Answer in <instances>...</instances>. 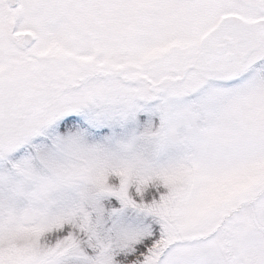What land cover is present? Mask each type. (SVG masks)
<instances>
[{"label":"snow or ice","instance_id":"6c2138e0","mask_svg":"<svg viewBox=\"0 0 264 264\" xmlns=\"http://www.w3.org/2000/svg\"><path fill=\"white\" fill-rule=\"evenodd\" d=\"M0 264H264V0H0Z\"/></svg>","mask_w":264,"mask_h":264}]
</instances>
